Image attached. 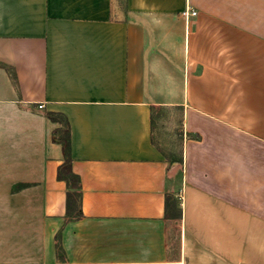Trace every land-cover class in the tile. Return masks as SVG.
I'll use <instances>...</instances> for the list:
<instances>
[{
    "label": "crops",
    "instance_id": "1",
    "mask_svg": "<svg viewBox=\"0 0 264 264\" xmlns=\"http://www.w3.org/2000/svg\"><path fill=\"white\" fill-rule=\"evenodd\" d=\"M0 63V264H264V0H0Z\"/></svg>",
    "mask_w": 264,
    "mask_h": 264
},
{
    "label": "trees",
    "instance_id": "2",
    "mask_svg": "<svg viewBox=\"0 0 264 264\" xmlns=\"http://www.w3.org/2000/svg\"><path fill=\"white\" fill-rule=\"evenodd\" d=\"M0 66L6 68L10 77L16 80V75L10 68L0 63ZM48 120L52 123L61 125L52 131V141L60 144L62 147L63 160L58 167L57 178L64 181L67 186L66 196V215L69 219H78L83 216L82 213V183L81 178L73 170V157L71 154V139H70V124L66 117L59 113L48 112L45 114ZM182 137V134H180ZM161 151V150H160ZM170 166L183 164L182 156L174 159L170 154H164ZM58 253L61 251L59 243L56 244Z\"/></svg>",
    "mask_w": 264,
    "mask_h": 264
},
{
    "label": "rangeland",
    "instance_id": "3",
    "mask_svg": "<svg viewBox=\"0 0 264 264\" xmlns=\"http://www.w3.org/2000/svg\"><path fill=\"white\" fill-rule=\"evenodd\" d=\"M153 132L156 146L166 155L174 159L182 153V116L178 107H159L153 113ZM177 180L175 181V183ZM179 190L177 184L174 186Z\"/></svg>",
    "mask_w": 264,
    "mask_h": 264
},
{
    "label": "built area",
    "instance_id": "4",
    "mask_svg": "<svg viewBox=\"0 0 264 264\" xmlns=\"http://www.w3.org/2000/svg\"><path fill=\"white\" fill-rule=\"evenodd\" d=\"M182 14L184 17L188 18L189 16H195L197 14V12L196 11H189V8H188ZM42 107H43L42 105L39 106V108H42Z\"/></svg>",
    "mask_w": 264,
    "mask_h": 264
}]
</instances>
